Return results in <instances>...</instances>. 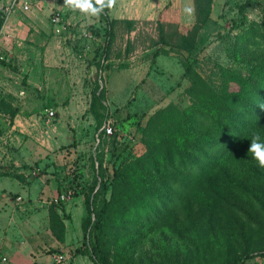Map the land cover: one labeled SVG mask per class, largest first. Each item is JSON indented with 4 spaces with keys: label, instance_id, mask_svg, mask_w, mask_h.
Here are the masks:
<instances>
[{
    "label": "trees",
    "instance_id": "trees-1",
    "mask_svg": "<svg viewBox=\"0 0 264 264\" xmlns=\"http://www.w3.org/2000/svg\"><path fill=\"white\" fill-rule=\"evenodd\" d=\"M252 2L234 1L241 11L238 19L232 21L233 29L238 31L227 49L231 64L220 66L218 84L200 75L195 66L199 63L200 51L206 46H200L199 42L208 33L200 31L207 30L210 24L213 0H194L193 32L178 36L174 42L166 39L158 20L159 41L153 55L168 50L183 52L182 78L189 81L185 92L188 102L184 106L168 102L148 115L144 124L141 119L146 114L136 119L144 150L124 165L113 164L110 171L102 173L104 181L94 194L82 195L86 213L81 219V228L84 237L91 232L87 253L93 264H143L109 260L110 242L105 243L104 232L112 221L117 224L118 233L142 226L166 225L171 230L184 227L188 234L195 236L201 235L203 228L243 215L248 221H236L238 227H233V231L244 235L256 229L264 234V169L257 167L247 151L254 133H259L264 140V110L258 106L264 103V20L246 22L245 8ZM113 22L102 40L103 59L107 58L114 38ZM92 30L98 34L97 28ZM0 63L5 64L4 59L0 58ZM103 100L101 89L99 94H94L91 104L99 123L107 113ZM97 106L101 112L96 110ZM11 108L8 100L0 98V109L10 110L12 117ZM117 136L111 137L109 145L118 156ZM92 157L101 169L98 156ZM82 176L80 172L70 182L68 188L73 197L81 194ZM99 194L102 198L95 206ZM63 204H52L49 208L50 229L58 241L64 239V223L56 207ZM228 228L221 232L222 236L232 232L230 225ZM255 243L256 246L245 248L239 254H226L202 264H247L256 255L264 257V245ZM80 251L76 247L73 254ZM175 264L188 263L176 261Z\"/></svg>",
    "mask_w": 264,
    "mask_h": 264
},
{
    "label": "crops",
    "instance_id": "crops-1",
    "mask_svg": "<svg viewBox=\"0 0 264 264\" xmlns=\"http://www.w3.org/2000/svg\"><path fill=\"white\" fill-rule=\"evenodd\" d=\"M223 1L231 3L232 0ZM3 2L0 0V5ZM215 2L213 0L210 24L217 21L213 16ZM167 6L176 9L180 24H195L194 0H118V6L108 9L107 14L110 20L118 22L139 18L158 21ZM186 7L193 9L191 16L185 13ZM53 9L62 11L65 27L60 34L54 32L50 22ZM85 19L99 26L101 18L72 12L63 5V0H35L28 10H23L18 2L7 19L0 22V58L5 61V64L0 63V98L8 100L14 111L11 117L10 110L0 109V264H55V257L61 254L65 259L68 249L81 237V219L86 213L81 194L56 207L64 223L63 241H58L50 229V199L68 188L76 174L86 173L79 157L78 142L67 140L66 119L68 122L79 120L78 129L81 132L89 129V133L93 130L95 139L102 121L97 122L91 106L94 94L104 88L107 100L111 90L108 79L102 81V78L106 79L113 71L126 75V70H118L120 65L112 55L109 58L112 65L104 71L97 58H79L92 47V39L82 37ZM186 19H189L187 23ZM208 28H202L200 33H209ZM128 32L129 40L125 35V45L129 47L133 42V29ZM114 36L113 42L116 28ZM76 46L84 50L79 57ZM113 49L110 47L111 52ZM183 55L182 51L168 50L152 59L169 81L178 85L182 81ZM128 56L125 58L127 67L133 70L134 56L131 53ZM145 63L144 60L136 68L138 72ZM154 71L148 66L140 82L145 76L152 77ZM49 108L55 110L53 118L47 116ZM113 108L107 106L110 115L114 114ZM113 130V135L118 134L117 146L122 147L128 124L113 123ZM106 142L107 139L102 140L99 147L105 148ZM91 153L95 158V151L91 149ZM68 154L76 156L70 159ZM15 236L19 239L12 238Z\"/></svg>",
    "mask_w": 264,
    "mask_h": 264
},
{
    "label": "rangeland",
    "instance_id": "rangeland-1",
    "mask_svg": "<svg viewBox=\"0 0 264 264\" xmlns=\"http://www.w3.org/2000/svg\"><path fill=\"white\" fill-rule=\"evenodd\" d=\"M234 1L235 0H232L231 3H224L223 0H216L214 3L213 16L217 21H212L208 26V35L205 36L203 41L199 42L200 46H206L199 53V63L195 65L196 71L215 84L219 82L220 66L231 64L227 49L230 39H232L238 31L237 28L233 29L232 21L238 19L241 13L234 4ZM116 6H118V0ZM107 12L108 10L105 12L106 16L104 14L100 16V24L98 21L99 26L88 23L91 21L85 19L86 23L84 28L91 30L95 39L90 41L92 46L90 51L83 53L84 50L76 46V48H78L76 53L78 57L79 54L83 53L79 57L81 59L92 60L97 58L102 71L107 70L108 67L112 65L109 60L111 57L110 55H112L115 61L120 65L118 66V70L122 69V72L126 70L125 73L128 77H124L126 76L125 74L122 75L121 73L113 71L108 74L106 79L103 77L102 81L108 79L107 83L111 93L107 100L105 97L104 99L107 101L106 104L110 106L111 110L114 106V114L111 115L114 120V125L124 122L128 124V131L124 137L125 139L122 137L123 146H119L116 149L119 153L117 156L112 153L109 145L110 143H108L113 134L109 138L105 137L107 139V149L104 147L99 149L98 146L95 148L96 141L94 139V131H90L91 135L89 129H87V132L83 129L81 132L80 129H78L79 120L68 122V119H66L69 130L66 132L69 133L67 140L69 139L71 143L73 142L76 144L78 142L80 148L79 157L84 161V170H86V173L79 181V183L83 184L80 185L79 188L81 195L90 194L91 196L94 194L93 192H95L101 182L104 181V175L102 173L110 171L113 164L124 165L125 162L144 150V143L141 141L142 134L139 129L140 127L138 128L136 125V119H140L143 114H146V116L141 119V122L144 124L148 115L152 114L156 109L163 107L168 102H174L179 106H184L188 102L185 92L189 86V81L182 78L181 83L178 85L172 83L166 77V74L161 72L152 59L154 51L158 48V46H156L159 41L158 21L139 18L127 20L131 21L130 23L124 21L118 22L117 20H110ZM254 14L264 16V0H253V2L245 8L246 22L250 23L248 17ZM159 19L165 31L166 39L170 42H174L178 36L193 32L194 25L188 26L184 23H179L180 20L174 7L167 6L164 8ZM188 20L189 19H186L185 23H187ZM95 21L94 23H97V19ZM112 21H115L113 25L114 28H116V40L114 42L112 41L113 44L111 43L110 47L113 46L114 49L113 52L109 51L106 56L107 58L103 60L104 46L102 40L105 39V31L108 29V25L110 23L112 24ZM79 22H77V24H79ZM91 27L97 28L98 34H96ZM129 28L133 29V42L131 46L128 47V44L125 45V35H127L126 39L129 40ZM125 32L127 34H125ZM226 33L228 34L227 36ZM211 37H214V39ZM125 50L126 53H124ZM130 53L134 56L132 61V63L135 62L133 64V70L127 67L128 59L127 61L125 60L126 57H129L128 55ZM144 60L146 63L140 67V72H138L139 70L136 68H139L140 64L144 63ZM148 66L150 71H154L155 69L154 74L152 77L145 76L144 80L140 82V79L147 72ZM138 85L139 89L137 90ZM102 91L104 92V88ZM131 94L135 96L131 97ZM96 110L101 112L98 106ZM120 110L121 112H119ZM103 118L104 117H102L101 121ZM127 120L131 122L128 123L126 122ZM91 149L95 151L98 156L101 169L98 167V162L97 164L95 163ZM65 152L64 150V154L66 155L67 152ZM68 156H70L71 159L72 156L75 157L76 155L68 154ZM243 179L248 180L246 177H243ZM91 188H93V190H91ZM109 189L110 187L108 190ZM106 196H109V191ZM101 198L102 195L99 194L95 206L100 204ZM92 220H94V215H92ZM236 221H248V219L243 215L232 219H225L210 227L203 228L201 230V235L196 233L195 236L188 234V230L184 227H177L175 230H171V228L166 225L161 227L142 226L137 229L126 230L124 233H118V226L112 221L107 224L104 232L105 243L110 242L108 244V258L110 261L118 259L120 261L143 264H175L176 261L188 264H202L205 260L214 262L226 256V254H239L245 248L256 246L255 242H261L264 245V234L256 229L252 233L246 231L247 233L244 235H241L237 230L233 231V227H238ZM229 225L232 232L222 236L221 232L224 229L230 230L228 228ZM86 234V237H84L82 233L80 239L73 245L72 249H68L66 257L63 260L64 263L62 262L63 264H93L87 253V249L91 246V232L88 231ZM12 238L16 240L19 239V237L16 236ZM76 247H80L81 251L73 254V250ZM259 259L260 257L256 255L255 257L249 258L247 264H258ZM260 260L264 261V257ZM262 263L264 264V262Z\"/></svg>",
    "mask_w": 264,
    "mask_h": 264
},
{
    "label": "built area",
    "instance_id": "built-area-1",
    "mask_svg": "<svg viewBox=\"0 0 264 264\" xmlns=\"http://www.w3.org/2000/svg\"><path fill=\"white\" fill-rule=\"evenodd\" d=\"M4 2L0 5V11L2 12V17L4 20L7 19L8 14L16 8V4L20 2V6L23 10H28L29 7L32 5V3L35 0H3ZM50 22L53 26L54 32L56 34H60L62 30L65 27V22L63 21L62 11L60 9H53L50 13ZM2 34V27H0V35ZM83 37L89 38V39H95L93 36V33L91 30L85 29L83 34ZM104 60V59H103ZM102 60V61H103ZM20 94H23V91H20ZM55 114V110L53 108H49L47 110V116L49 118H53ZM113 118L112 116L107 112L104 116L101 124V128L99 129V132L95 136V148L98 146H102V140H106V138H109L114 130H113ZM100 133V135H99ZM106 137V138H105ZM107 147V146H106ZM105 147V148H106ZM107 149V148H106ZM95 163L97 164V161L95 159ZM72 190L70 188H66L63 192L53 196L50 199V203L57 204L60 202L67 203L70 200H72ZM260 257V256H259ZM260 259H263V257H260ZM258 264H263V260H260ZM64 260V256L61 254H58L55 257V264H61Z\"/></svg>",
    "mask_w": 264,
    "mask_h": 264
},
{
    "label": "clouds",
    "instance_id": "clouds-1",
    "mask_svg": "<svg viewBox=\"0 0 264 264\" xmlns=\"http://www.w3.org/2000/svg\"><path fill=\"white\" fill-rule=\"evenodd\" d=\"M117 0H63V5L72 12H79L89 17H99L105 14V9H112ZM189 16L193 14L191 7L184 9ZM249 22L261 23L264 16L254 14L249 15ZM261 110H264V103L258 104ZM247 151L251 153L252 159L256 162L258 168L264 169V140H261L259 133H254Z\"/></svg>",
    "mask_w": 264,
    "mask_h": 264
}]
</instances>
